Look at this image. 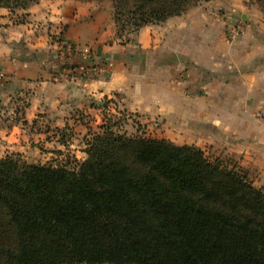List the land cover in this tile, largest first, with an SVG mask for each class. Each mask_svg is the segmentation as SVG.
<instances>
[{
	"label": "crops",
	"instance_id": "0c3cea01",
	"mask_svg": "<svg viewBox=\"0 0 264 264\" xmlns=\"http://www.w3.org/2000/svg\"><path fill=\"white\" fill-rule=\"evenodd\" d=\"M238 19L241 33L228 40ZM116 31L110 0L0 6V148H22L41 124L112 113L167 133L199 136L209 127L254 173L253 185H264V18L249 0H205L159 24ZM58 34L89 45L92 56L68 54ZM71 66L93 74L74 80Z\"/></svg>",
	"mask_w": 264,
	"mask_h": 264
},
{
	"label": "trees",
	"instance_id": "16d2710c",
	"mask_svg": "<svg viewBox=\"0 0 264 264\" xmlns=\"http://www.w3.org/2000/svg\"><path fill=\"white\" fill-rule=\"evenodd\" d=\"M110 1L121 37L125 19L136 31L205 0ZM101 128L74 168L0 158V264H264V191L244 171Z\"/></svg>",
	"mask_w": 264,
	"mask_h": 264
},
{
	"label": "rangeland",
	"instance_id": "374dc122",
	"mask_svg": "<svg viewBox=\"0 0 264 264\" xmlns=\"http://www.w3.org/2000/svg\"><path fill=\"white\" fill-rule=\"evenodd\" d=\"M249 2L264 18V14L260 10L256 0H249ZM30 4H28V6ZM123 28L124 29L121 28V33L123 35L134 32L133 25H131L127 19L124 20ZM98 117L94 114L79 116L76 118V120H79L78 122H73L63 127H53L49 124L38 125L32 131V134H29L26 139L22 140V148L12 150L8 153V149L3 150L0 148V155L4 157L7 154H18L28 163L48 164L53 166L62 165L68 168H74L77 163L83 161L87 156V141L95 134L102 131V124H106V126L111 128V132L118 135L165 138L177 145L187 144L196 146L202 149L208 158H218L229 166H234L238 170L244 171L250 180V176L252 177L254 174L241 163V158L238 154L227 150L224 139L214 138L216 136L209 132V127L205 128L199 136H195L194 134H182L177 131L167 133L166 130H162L161 124L157 125L155 121L144 122L136 118L128 120L127 117L114 116L112 113H108L104 117V121L100 120V116ZM251 181L253 183V180ZM255 186L257 187L258 185ZM257 188L264 191V185Z\"/></svg>",
	"mask_w": 264,
	"mask_h": 264
},
{
	"label": "built area",
	"instance_id": "2783aa9c",
	"mask_svg": "<svg viewBox=\"0 0 264 264\" xmlns=\"http://www.w3.org/2000/svg\"><path fill=\"white\" fill-rule=\"evenodd\" d=\"M242 30V25H241V20H235L233 22H230L226 28V37L228 40H233L235 38H237ZM55 42L57 44V46L64 48L68 54H73V53H78L81 52L83 54H85L87 57H91L92 56V49L89 45H80V44H76V43H71V42H67L65 41L60 34H58L57 36H55ZM105 65L103 66V71H105V73H109V69H104ZM69 73L70 76L72 77V79L74 80H83L86 81L87 79H89L91 77V75L93 74V71H91V69H89L87 72L85 73H78L76 72V69H74L73 66L69 67ZM109 75V74H107ZM2 76L1 72H0V77Z\"/></svg>",
	"mask_w": 264,
	"mask_h": 264
}]
</instances>
